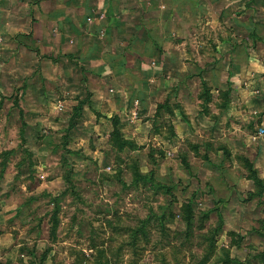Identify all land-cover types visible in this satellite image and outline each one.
Here are the masks:
<instances>
[{
  "label": "rangeland",
  "instance_id": "1",
  "mask_svg": "<svg viewBox=\"0 0 264 264\" xmlns=\"http://www.w3.org/2000/svg\"><path fill=\"white\" fill-rule=\"evenodd\" d=\"M259 7L249 12L252 19H237L234 11L224 28L197 27V36L207 41L227 32L240 41L229 44L230 51H260L255 37L264 38V5ZM106 18L93 11L86 23ZM202 46L199 72L177 79L201 84L202 113L212 112V129L192 128L182 116L184 130L176 137L174 108L152 103L145 117L135 100L126 114L112 115L120 139L133 148H117L112 117L100 123L77 74L64 78L66 90L57 85V67L50 72L49 82L57 86L51 91L45 78L33 75L25 88L0 89V264H264V169L254 166H264V85L251 89L241 56L209 60L202 56L211 54L210 47ZM255 56L264 69V53ZM219 62L228 69L222 76L228 89L208 109L213 97L202 83L216 82L209 65ZM242 91L245 108L235 104ZM182 93L192 104L188 90ZM196 110L190 107L188 117ZM142 115L152 123L135 142L131 136L144 126Z\"/></svg>",
  "mask_w": 264,
  "mask_h": 264
},
{
  "label": "crops",
  "instance_id": "2",
  "mask_svg": "<svg viewBox=\"0 0 264 264\" xmlns=\"http://www.w3.org/2000/svg\"><path fill=\"white\" fill-rule=\"evenodd\" d=\"M259 4L264 5V0H0V89L25 88L33 75L40 80L45 78L44 84L51 91L57 86L49 82L50 72L57 67L62 69L61 82L57 84L61 90L67 89L64 78L69 80L70 75L77 74L80 87L91 92L88 107L105 118L101 117L100 123L108 122L113 114H126L127 105L138 100L145 117L150 115L152 103L156 107L167 104L168 108H174L171 122L176 137H181L184 130L182 116L192 128L208 132L212 129V112L208 117L202 113L201 84L196 88L195 83L177 78L199 72L202 66L195 64L196 59L201 58L198 53L202 44L207 43L211 54L202 58L227 60L229 53L241 56L245 73L251 74L249 86L260 88L264 85V69L256 62L255 54L264 53V38L253 36L260 43V51L242 53L238 46L234 53L227 47L240 42L234 36L217 32L214 40L203 41L195 29L209 25L224 28L234 11L240 14L237 19L243 15L252 19L254 15L249 12L258 11ZM93 11L105 12L106 20L86 23ZM252 21L250 27L254 32L258 25L256 19ZM242 24L245 23L237 20L236 25ZM100 30L104 33L101 36ZM191 59H194L191 64L185 61ZM226 71L223 63L209 65L210 76L213 79L214 74L218 81L206 83L209 79H203L213 97L208 109L215 107L219 92L228 89L222 77ZM186 90L193 105L185 101L182 91ZM244 93L235 102L241 108L248 107ZM190 107L197 109L191 118ZM144 116L141 119L144 126H138L131 136L135 142L143 127L152 123ZM223 116L220 121L226 120ZM254 166L259 171L264 169L262 164ZM239 183L248 185L245 179Z\"/></svg>",
  "mask_w": 264,
  "mask_h": 264
},
{
  "label": "trees",
  "instance_id": "3",
  "mask_svg": "<svg viewBox=\"0 0 264 264\" xmlns=\"http://www.w3.org/2000/svg\"><path fill=\"white\" fill-rule=\"evenodd\" d=\"M202 85H205V84L202 83ZM111 119H112V123H113V126H114V131H113V134H112L113 135V142H114V140H116L118 142V144L116 145L117 148L118 149H123L124 147L125 148H129V147L133 148L134 145H133L132 142L120 139L121 138L120 133H119V131L116 130V124L118 122L117 117H112ZM133 150H135V149H133ZM182 164L185 166V168H188V164L183 159H182ZM248 171L250 172V175H252V177L254 178V181L257 184L260 185V182H259V180L257 179V176H256V172H255V170L253 169V167L249 163H248ZM135 175L139 177V172L137 170L135 171ZM228 261L231 262L230 259H228Z\"/></svg>",
  "mask_w": 264,
  "mask_h": 264
}]
</instances>
